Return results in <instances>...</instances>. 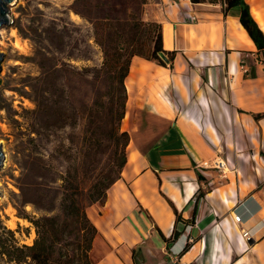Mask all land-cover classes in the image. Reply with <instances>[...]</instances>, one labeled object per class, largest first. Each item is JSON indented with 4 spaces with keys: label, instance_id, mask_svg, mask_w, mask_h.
Segmentation results:
<instances>
[{
    "label": "crops",
    "instance_id": "crops-1",
    "mask_svg": "<svg viewBox=\"0 0 264 264\" xmlns=\"http://www.w3.org/2000/svg\"><path fill=\"white\" fill-rule=\"evenodd\" d=\"M149 1L144 19L162 24L163 47L175 59L131 60L122 121L127 161L104 204L86 207L97 227L91 259L264 264V116L257 117L264 113V52L243 26L240 6ZM245 2L264 33V0Z\"/></svg>",
    "mask_w": 264,
    "mask_h": 264
},
{
    "label": "trees",
    "instance_id": "trees-1",
    "mask_svg": "<svg viewBox=\"0 0 264 264\" xmlns=\"http://www.w3.org/2000/svg\"><path fill=\"white\" fill-rule=\"evenodd\" d=\"M148 1L76 0L72 5L71 9L93 27L94 41L104 57L98 69H69L67 63H59L52 57L45 41L55 44L57 52L63 54L66 52L65 36H73L69 32L52 27L44 28L43 35L38 29L35 30L39 47L33 58L40 75L35 78V84L30 85V92L26 91L36 105L32 111L34 119L27 121L28 142L33 143L34 149L26 146L23 152L21 190L23 194L27 190H34L33 196L24 195L23 205L31 203L42 214L39 217L21 214L36 229V238L31 245L19 244L15 232L4 227L0 234L2 263L95 264L90 252L97 227L87 215L86 207L94 203L104 204L108 189L121 178L127 161L126 149L130 135L122 129V121L127 102L125 79L131 60L138 55L162 65H172L175 59L176 53L163 47L162 24L143 17ZM222 1L225 10L233 6L241 7L243 26L259 52H264V33L251 16L245 0ZM161 53L166 55L167 60L161 57ZM66 58L80 57L70 51ZM94 72L104 78L107 93L104 100L99 98L86 105L84 103L85 123L81 144L86 148L74 156L70 152L76 144L73 133L65 132V137L59 135V132L66 129H75L78 124L77 107L69 100L72 94L68 95L65 81L74 83L69 84L72 93L77 89L74 77H93ZM86 82L92 85L89 78ZM259 116H264V113ZM104 140H112L114 150L111 162L105 167H99L92 154ZM45 142L53 144L54 159L63 160L61 170L46 157L42 150ZM177 235L175 231L172 238Z\"/></svg>",
    "mask_w": 264,
    "mask_h": 264
},
{
    "label": "rangeland",
    "instance_id": "rangeland-1",
    "mask_svg": "<svg viewBox=\"0 0 264 264\" xmlns=\"http://www.w3.org/2000/svg\"><path fill=\"white\" fill-rule=\"evenodd\" d=\"M75 1L18 0L14 6L8 5L10 22L0 28L2 37L0 52L6 54L2 59L3 69L0 73L2 78L0 82V141L2 143L0 145L3 152L0 163V234L4 227L13 230L19 244L31 245L36 238L35 226L28 219L21 217V214L31 217H39L42 214L31 203L23 205L24 195L33 196L34 190H27L24 194L21 190L23 152L26 146L34 149L33 143L28 142L27 121L34 119L32 111L36 105L27 96L26 91L30 92V85L35 84V78L40 75L39 67L33 58L35 50L39 47L35 30L42 32L44 28L55 27L73 35L65 36L66 54L58 53L55 44L45 41V45L52 52V57L59 63L62 61L67 63L69 69L80 70L83 67L98 69L104 60L100 47L94 41L91 23L71 9ZM143 17H146L144 13ZM70 51L75 52L80 58L67 59L66 55ZM88 78L92 81V85L87 84ZM74 81L77 86L76 91L70 93L69 84L74 85V83H69L67 80L65 89L68 95L72 94L69 100L77 107L78 124L75 129H66L59 132V135L65 137L66 133H73L76 144L70 152L75 156L80 151L84 152L86 148L81 144V132L85 123L84 103L86 105L99 98L104 100L107 86L104 78L96 72L93 77L86 75L83 78L82 76L74 77ZM42 150L46 157L54 161L61 170L60 165L64 162L60 158L54 159L53 144L45 142ZM113 150V141L104 140L95 149L92 157L99 167H105L111 162ZM220 151L221 155L225 154L223 149ZM34 155H36L35 152ZM0 264L9 263H2L0 260Z\"/></svg>",
    "mask_w": 264,
    "mask_h": 264
},
{
    "label": "water",
    "instance_id": "water-1",
    "mask_svg": "<svg viewBox=\"0 0 264 264\" xmlns=\"http://www.w3.org/2000/svg\"><path fill=\"white\" fill-rule=\"evenodd\" d=\"M17 1L18 0H0V28L10 22V17H9L10 9H8V5L14 6ZM0 38L2 39L1 34H0ZM5 55L6 54L0 52V73L3 69L2 59L5 57ZM161 57L164 60H167L166 55H164L163 53H161ZM1 81H2V78L0 77V82ZM2 156H3V152H2V147L0 145V163L2 160Z\"/></svg>",
    "mask_w": 264,
    "mask_h": 264
},
{
    "label": "built area",
    "instance_id": "built-area-1",
    "mask_svg": "<svg viewBox=\"0 0 264 264\" xmlns=\"http://www.w3.org/2000/svg\"><path fill=\"white\" fill-rule=\"evenodd\" d=\"M186 18L189 20V21H196V15L194 13H191V12H187L186 13ZM214 165L216 168H218L219 170H221L223 173L227 170V165H226V162H225V159H222V158H218L214 161ZM235 221L240 223L242 221V217L241 215L239 214H236L235 215ZM243 237L247 240H250L252 239V235H251V232L249 230H245L243 232Z\"/></svg>",
    "mask_w": 264,
    "mask_h": 264
},
{
    "label": "bare ground",
    "instance_id": "bare-ground-1",
    "mask_svg": "<svg viewBox=\"0 0 264 264\" xmlns=\"http://www.w3.org/2000/svg\"><path fill=\"white\" fill-rule=\"evenodd\" d=\"M10 17V16H9ZM2 142L0 141V144H1Z\"/></svg>",
    "mask_w": 264,
    "mask_h": 264
}]
</instances>
